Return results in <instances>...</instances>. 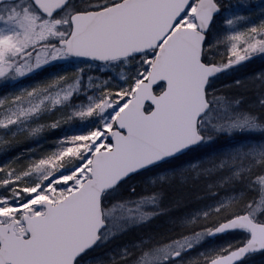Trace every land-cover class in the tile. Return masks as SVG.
Masks as SVG:
<instances>
[{
	"label": "snow or ice",
	"instance_id": "snow-or-ice-1",
	"mask_svg": "<svg viewBox=\"0 0 264 264\" xmlns=\"http://www.w3.org/2000/svg\"><path fill=\"white\" fill-rule=\"evenodd\" d=\"M0 264H264V0H0Z\"/></svg>",
	"mask_w": 264,
	"mask_h": 264
}]
</instances>
